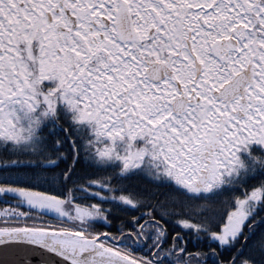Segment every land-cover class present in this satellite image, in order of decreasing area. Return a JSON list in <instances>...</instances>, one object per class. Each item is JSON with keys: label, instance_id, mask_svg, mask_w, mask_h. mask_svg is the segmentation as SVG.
<instances>
[{"label": "snow or ice", "instance_id": "1", "mask_svg": "<svg viewBox=\"0 0 264 264\" xmlns=\"http://www.w3.org/2000/svg\"><path fill=\"white\" fill-rule=\"evenodd\" d=\"M0 264H264V0H0Z\"/></svg>", "mask_w": 264, "mask_h": 264}]
</instances>
